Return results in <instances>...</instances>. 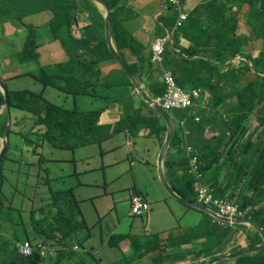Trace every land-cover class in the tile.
Masks as SVG:
<instances>
[{"label": "crops", "instance_id": "0c3cea01", "mask_svg": "<svg viewBox=\"0 0 264 264\" xmlns=\"http://www.w3.org/2000/svg\"><path fill=\"white\" fill-rule=\"evenodd\" d=\"M199 1L201 0H185V6L190 11ZM20 3L38 4L33 7L32 11L39 12L37 10L42 9L44 12L37 14L36 17H28L24 14L26 21L17 23L13 20L8 21L11 18L10 13L17 10L11 5V1L0 3V22H2L0 24V76L8 85L9 90L16 91L25 88L44 90L50 100L68 108L81 105L88 109L95 104H104L106 109L99 118V124L112 125L113 128L120 123L123 117H127V123L130 124L129 116H133L138 108L141 115L149 116L151 114L136 93L134 86L130 85L128 78L122 72L120 63L115 59H108L99 64L101 77L104 80V83H101V93L107 95L106 98L99 100L90 96L75 98L59 88L44 86L38 79L30 75L31 71L39 70L41 65L68 61L70 54L63 41L56 40L51 31L50 20L53 17V12L50 5L52 3H46L44 0H23ZM232 11L238 12L239 16L237 32L252 37L246 50L253 56H258L260 50L264 48V37L257 35L255 31L256 22L248 15V4H234ZM126 12L121 11L120 14L123 24L142 44L152 49V43L157 38H162L165 39V47L172 45L177 32L173 30L175 16L170 15L161 0H130ZM83 14L85 18H88V13ZM10 22H13V25H10ZM28 23H32L36 27L39 61L23 62L19 60L18 54L29 33ZM46 25H49L50 29ZM82 28L79 21L75 25V34L81 37ZM177 39L183 47L190 45V41L181 34L177 35ZM123 53L128 61L134 60L129 50H125ZM152 65L150 70L149 67H141L138 77H136L148 94H150L148 88L154 86V81H159L162 78L161 66L154 63ZM55 71L59 72L60 70L55 69ZM82 72H85V68ZM247 73L245 74L247 78H253V76H247ZM228 93L231 94V97L225 98L214 107L212 93L202 90L201 109L208 108L212 114L213 111H220L223 117L227 118V109H232V105L236 101L234 90L217 91L218 96ZM15 113H17L16 116ZM13 121L12 129L16 138L15 140L11 139L10 150L19 151L23 146V152L28 151V140L32 139L34 135L36 139L32 154L36 160L31 161L28 158V162L21 161L20 163L11 159V165L4 164L5 174H26L29 177L32 168H36L37 154L43 155L48 162L56 165L53 170L49 168L50 175L47 173L49 177H52V180L68 182L71 177L76 179L75 186L72 188L75 189L77 197L81 201L85 220L91 227L90 236L85 230V242L77 243L76 239L71 242L65 253L59 255V252L55 251L54 255L44 258L40 264H191L193 254L189 251L190 247L199 248L202 244L197 242H202L206 238L192 242L191 239L194 236H190V228L197 226L200 228V232H204L209 224V218L196 209L188 207L183 209L182 207L180 212L175 207L177 205L173 200L177 199L166 192L158 177L157 161L162 143L149 132L147 126L137 123L129 131L125 128L126 123H122L117 127V131L102 144H88L71 152L69 150L55 151L51 145L42 140V134L46 129L43 126L35 125V118L31 113L26 115L24 111L13 109ZM255 121L254 116H251L243 122V125L249 128L246 137L255 128L257 122L252 126ZM4 122L5 120L0 125V152L3 148L1 136H3ZM26 124H32L29 130L31 135L27 138L21 133ZM213 137L217 138L209 146L213 151H222L223 155L216 156L211 152L206 156V159L212 162V166L204 172V180L215 184L213 186L218 195L240 199L243 190L246 189L245 182L248 175L255 165L253 149L246 144L239 152L236 150L235 153L231 151L226 154L228 147L224 146L226 140H223V127L218 120H212L203 132L189 135L187 141L199 154H202L204 151L209 152L206 150V141ZM169 156L174 159L179 157V153L172 151ZM132 192L142 194L150 203V209L143 215L136 216L131 212L130 196ZM46 199L43 197L37 200V194H35L34 199L29 200L27 207L13 205L14 208L22 212L21 216L15 212L16 216L9 214L6 221H0V257L7 255L4 252L7 248H10L13 256L15 247L18 248V244L24 240L37 242L38 239H41L34 228L32 212H41L38 214V217H41L42 210L46 207L42 205H46ZM50 200L51 198L47 199L48 203ZM177 202L180 201L177 200ZM185 216L189 218L187 223L182 222ZM252 228L248 225L247 227L230 225L229 234L224 242L227 247L225 252H231L234 247L246 246L249 239L256 243L262 241L259 231ZM117 234L135 235L141 238L142 242H146L148 247L149 239L152 235H157L154 249H161L162 256L155 260L158 251H151L144 253L140 259L132 258L129 256L131 252L129 239L121 241L119 248L110 245L111 236ZM246 235H249L248 239ZM185 236H190L189 241L184 239ZM172 239H175L173 243L170 242ZM158 243L161 244V247L158 246ZM166 254H169L170 258ZM196 260H199L196 264H204L208 258L204 256Z\"/></svg>", "mask_w": 264, "mask_h": 264}, {"label": "trees", "instance_id": "16d2710c", "mask_svg": "<svg viewBox=\"0 0 264 264\" xmlns=\"http://www.w3.org/2000/svg\"><path fill=\"white\" fill-rule=\"evenodd\" d=\"M4 1L9 0H0V3ZM108 1L112 7L113 38L116 46L131 71L138 76L139 68L143 65L152 67V53L146 51L145 45L124 26L120 17L121 11L127 13L126 8L130 0ZM237 3L248 4V15L257 23L256 33L264 37V0H201L189 11L187 19L177 30L172 45L166 47L163 66L173 72L179 85L185 88L195 86L210 91L214 107L225 98L231 97L230 93L218 96V90L233 89L236 101H234L232 109H227V118H224L220 111H213L212 114L208 108H206L207 113L202 115L200 121L194 120V114L197 112L193 109L166 111L174 123V127L164 164L166 176L175 191L185 199L196 201L193 176L188 172V158L181 146L184 129L176 125V119L185 120V127L190 131L191 136L203 132L211 120H218L223 129L228 132V138L231 141V146L227 149L226 154L236 148L242 149L246 142L257 149L255 166L247 182L248 189L252 193L251 195L244 194L239 201L240 206L245 207L249 204L260 203L264 199V75H259V72L264 73V48L261 49L257 57H253L246 50L252 37L238 34L236 31L239 18L237 13L232 11V6ZM50 6L54 12V17L50 22L51 31L55 38H61L70 54V59L66 62L41 65L39 70L31 71L29 74L40 80L45 86L57 87L75 98L86 96L93 97L95 100L106 98L107 95L101 93V83H104V80L101 77L99 63L114 58V55L106 37L104 12L93 0H59ZM168 8L170 15L176 18L177 13L174 7L168 5ZM83 13H88L90 24L82 28V36L78 37L73 32V24L79 23V15ZM163 22L166 24L165 21ZM27 26L30 31L27 42L19 53V59L23 62L39 61V44L35 36L36 27L32 24ZM65 31L68 36L63 35ZM179 34L190 41L188 47L180 45L177 39ZM125 50H129L138 62L130 63L123 53ZM237 54L250 59L252 66L241 60L229 63V60ZM83 68H85V72H82ZM55 69L60 71L56 72ZM242 70L252 72L254 78L244 80L241 76ZM122 72L127 75L124 70ZM155 82L150 90L154 97H158L163 95L165 86L163 83ZM129 83L132 84L130 80ZM10 96L12 107L33 113L36 116V124L46 126L47 131L43 135L45 142L63 151H75L79 147L92 143L102 144L117 131V127L122 123H126L125 128L129 131L132 127L127 123V117H123L114 128L112 125L99 124V118L106 109L104 104L88 109H84L80 105L68 108L47 98L45 91L29 89L10 92ZM4 102V96L0 95V107ZM253 114L256 116L258 124L246 142L242 141L249 129L243 125V122ZM2 118L5 120L2 127L3 134H5L9 116L4 115ZM132 120L134 122L142 121V124L148 126L160 142L163 141L166 125L157 113L153 112L152 116L146 117L140 115V110L137 109ZM12 134L13 130L11 129L10 136ZM254 135L257 136V140L252 142L251 138ZM216 138L213 137L206 141V150L209 152L204 151L201 154L204 163L203 171L212 166V162H209L206 156L211 152L216 156L223 154L222 151H213L209 146ZM240 141L242 142L240 143ZM172 151L179 153V157L170 158L169 154ZM7 159L8 155L0 162L1 221L7 220L8 212L15 210L13 206L7 204L4 195L6 183L4 162ZM48 182L51 185L52 195V201L48 206L50 210L47 211L44 208L41 217H38V213L41 212H32L34 228L37 234L48 243L67 248L72 241L77 239L81 231L86 230L90 236L91 229L83 216L74 188L56 190L53 188V181L48 179ZM202 213L209 218V224L204 233L206 239L199 248L190 247L189 251L193 254L191 264H196V259L202 256L208 258L204 263L208 264L216 255L225 253L227 248L224 242L229 234L230 224L227 222L219 224L220 222L214 221L207 212L202 211ZM251 220L264 227L263 209L256 210ZM198 231L197 226L192 227L190 236L199 234ZM190 236H185L184 239L187 241ZM115 237H112L111 245H114ZM116 239L119 242L130 239L134 250L145 248L146 251H151L154 250L157 235H152L149 239V247L147 243L142 245L138 238L130 234L119 235ZM173 240L175 239H172L171 242ZM191 240L193 241L194 238ZM153 241L154 244H152ZM252 244L254 242L251 241L247 246ZM158 246L161 247V244L158 243ZM241 248L240 246L234 247L232 252ZM159 250L162 252L161 249ZM63 253H65L64 250L59 251V255ZM131 256L134 258L137 256L138 259L141 257L135 252ZM166 256L170 258L169 254ZM13 259L17 264H38L42 260V256L37 253L33 257L25 258L18 253L15 247ZM215 264H264V249L245 253L236 258L224 259Z\"/></svg>", "mask_w": 264, "mask_h": 264}, {"label": "clouds", "instance_id": "9594fccd", "mask_svg": "<svg viewBox=\"0 0 264 264\" xmlns=\"http://www.w3.org/2000/svg\"><path fill=\"white\" fill-rule=\"evenodd\" d=\"M10 1V0H9ZM162 2H163V5L165 6V8L167 9V10H169V8H168V5H171V6H173L174 7V9L176 10V13H177V16H176V18H175V24H174V28H173V30L174 31H177L181 26H182V24L184 23V21L187 19V17H188V13H189V11H188V9L186 8V6H185V0H180V6L179 7H177L175 4H173L172 2H170L169 0H161ZM5 2V1H4ZM95 2V1H94ZM96 3V2H95ZM97 5H98V3H96ZM99 6V5H98ZM100 7V6H99ZM52 9V8H51ZM100 9L104 12V16H105V11H104V9L102 8V7H100ZM181 12L182 13H186L187 14V16H186V18L185 19H183L182 20V24L181 25H177V22H178V20H179V18H180V14H181ZM237 15H238V12H237ZM80 16V15H79ZM53 17H54V12H53ZM238 18H239V16H238ZM89 20H90V18H88ZM238 23H239V20H238ZM28 24H32V23H28ZM27 24V25H28ZM90 24V23H89ZM257 24V23H256ZM32 25H34V24H32ZM35 26V25H34ZM28 27V26H27ZM28 29H29V27H28ZM256 26H255V31H256ZM29 31H30V29H29ZM237 31V30H236ZM238 33V32H237ZM239 34V33H238ZM28 35H29V33H28ZM28 35H27V38H28ZM35 36H36V34H35ZM54 36V35H53ZM107 37V36H106ZM27 38H26V41H25V43H24V46H25V44H26V42H27ZM137 38V37H136ZM36 40H37V38H36ZM158 40H162L163 41V49L159 52V58H155V55H156V48H155V46H154V44H156L157 42H158ZM115 41V40H114ZM37 42H38V40H37ZM39 44V43H38ZM109 44V43H108ZM115 45H116V43H115ZM24 46H23V48H24ZM110 47V46H109ZM117 47V46H116ZM145 47H146V51H148V52H151L152 53V56H151V59H152V62L151 63H154V64H158L159 66H161V70H162V78H161V80H159V81H157L158 83H163L164 84V86H165V90H164V93H163V95H161V96H158V97H154L153 95H152V93H151V90H150V88H148V90L150 91V94H148L145 90H144V88L142 87V85H141V87H142V89L149 95V96H151L153 99H155L156 101H157V103L158 104H160L161 105V107L164 109V111L166 112V111H172V110H175V109H193L194 111H196L197 113H195L194 114V120L195 121H200V119H201V117H202V115L203 114H206L207 113V111H206V109H201V103H200V97H201V92H202V88H200V87H195V86H192V87H190V88H185V87H183V86H181V85H179L178 83H177V81H176V78H175V76H174V74H173V72L172 71H170V70H167V69H165V67L163 66V56H164V52H165V50H166V47H165V39H162V38H157L153 43H152V46H151V48L152 49H150V47L149 46H147V45H145ZM23 48L21 49V51L23 50ZM39 48V47H38ZM118 49V48H117ZM20 51V52H21ZM119 51V50H118ZM261 51V50H260ZM19 52V53H20ZM120 52V51H119ZM121 53V52H120ZM249 53H251V52H249ZM260 53V52H259ZM252 54V53H251ZM238 55H241V54H237L236 56H238ZM259 55V54H258ZM18 56H19V54H18ZM122 56V55H121ZM236 56L235 57H233V58H236ZM242 56H244V55H242ZM253 56V55H252ZM133 57H134V60L133 61H129L130 63H132V64H134V63H137L138 61H137V59H136V57L133 55ZM244 57H246V56H244ZM253 57H257V56H253ZM122 58H123V56H122ZM232 58V59H233ZM247 58V57H246ZM40 59V58H39ZM112 59H115V60H117L115 57L114 58H112ZM124 59V58H123ZM232 59H230L229 60V63H232V62H236V61H239V59L240 60H243L246 64H249L250 66H252V62L250 61V59H248L247 58V60H245L244 58H241V57H238V58H236L234 61H231ZM20 60V59H19ZM108 60V59H107ZM29 61H31V60H29ZM103 61H105V60H103ZM103 61H101V62H103ZM118 61V60H117ZM125 61V60H124ZM25 62V61H24ZM66 62V61H65ZM100 62V63H101ZM119 62V61H118ZM126 62V61H125ZM99 63V64H100ZM51 64H53V63H51ZM126 64L128 65V63L126 62ZM48 65V64H47ZM121 65V64H120ZM155 66V65H154ZM100 67V66H99ZM129 67V66H128ZM142 67H144V68H146V67H148V65H143ZM152 67H153V65H152ZM158 67V66H157ZM150 68L151 67H149V70H150ZM140 69V68H139ZM121 70H124L123 68H121ZM131 70V69H130ZM125 71V70H124ZM247 72H250V71H244V70H242L241 71V76H242V78L244 79V80H247V79H252V78H247L246 77V73ZM125 73H126V71H125ZM133 73V72H132ZM167 73H170L172 76H173V78H174V80H175V84L178 86V87H180L184 92H186V93H191L192 94V92H193V90H198L199 92H198V95L197 96H193L192 95V97H191V102L189 103V104H187V105H169V104H167L166 103V101H165V97H166V93H167V87H168V85H167V82H166V79H165V75L167 74ZM252 73V72H251ZM127 74V73H126ZM134 74V73H133ZM259 75H264V73H261V72H259ZM134 76H135V78L136 77H138L137 75H135L134 74ZM126 77L131 81V79H130V77L128 76V74L126 75ZM35 78V77H34ZM253 78H254V74H253ZM137 79V78H136ZM40 81V80H39ZM137 81H138V79H137ZM0 82L1 83H3L4 82V84L6 85V83H5V81H3L2 79H1V76H0ZM41 82V81H40ZM132 82V81H131ZM139 82V81H138ZM155 82V81H154ZM42 83V82H41ZM156 83V82H155ZM43 84V83H42ZM44 85V84H43ZM131 86H134V88H135V91H136V93L138 94V96L141 98V100H142V102L148 107V109L150 110V115L149 116H146V117H150V116H152L153 115V112H155V113H157L155 110H153V109H151L148 105H147V103L145 102V100L141 97V95L139 94V92L137 91V89H136V87H135V85L133 84V82H132V84H130ZM45 86V85H44ZM6 87L8 88V85H6ZM57 88V87H56ZM25 89H27V88H25ZM58 89V88H57ZM20 90H24V89H20ZM29 90H33V89H29ZM0 95H3L4 96V98H5V94H4V92L1 90V85H0ZM8 91H9V95H10V92H17V91H19V90H16V91H11V90H9V88H8ZM33 91H37V90H33ZM39 91H44V90H39ZM46 95V94H45ZM70 95V94H69ZM235 97V96H234ZM48 98V97H47ZM235 99H236V97H235ZM58 104V103H57ZM61 105V104H60ZM95 105H101V104H95ZM94 105V106H95ZM81 106V105H80ZM10 107H11V113H9V110H8V106L6 105V98H5V102H4V104L0 107V125H1V123L3 122V120H4V118H2L1 119V117L2 116H4V115H8L9 116V121H8V125H7V130H8V128L10 127V130L12 129V127H13V125H14V121H13V109H15V110H21V109H17V108H14V107H12V105H11V96H10ZM83 107V106H82ZM93 107V106H92ZM91 108V107H90ZM85 109V108H84ZM139 109V108H138ZM140 110V109H139ZM21 111H24V112H27V113H31V112H28V111H25V110H21ZM32 115H33V117L35 118V125L36 126H43V127H45V129H46V131H47V128H46V126H44V125H37L36 124V116L33 114V113H31ZM158 114V113H157ZM166 114H167V112H166ZM140 115H141V112H140ZM159 115V114H158ZM142 116H145V115H142ZM160 116V115H159ZM251 116H254V118H255V120H256V116L253 114V115H251ZM250 116V117H251ZM135 117V113H134V115L133 116H129V122H130V124H131V126L132 127H134L135 125H137V123L138 124H140V125H143L142 124V121H140V120H137V121H133L132 120V118H134ZM161 117V116H160ZM167 117H168V115H167ZM249 117V118H250ZM162 118V117H161ZM169 118V117H168ZM163 119V118H162ZM169 120H170V118H169ZM163 121H164V119H163ZM212 121V120H211ZM210 121V122H211ZM11 122V123H10ZM165 122V121H164ZM170 122H171V125H172V134H173V127H174V123L170 120ZM210 122L207 124V125H209L210 124ZM256 122H257V120H256ZM257 124H258V122H257ZM256 124V125H257ZM165 125H166V122H165ZM176 125L177 126H179L180 128H183L184 129V137H183V142H182V147H183V149L185 150V153H186V156H187V158H188V172L193 176V187H194V191H195V193H196V201H192V202H196V203H199V204H201V205H204L205 207H208V208H210V209H212L213 211H215L219 216H222V217H226V218H228V219H230L231 221H224V220H221V219H219V218H217V217H215V216H213V215H211L210 213H208V214H210L212 217H213V219H214V221L216 220L217 222H220L219 224H222V223H224V222H227V223H229L230 225H232V224H236V225H240L241 227H247V225H248V227H253L251 224H250V221H252L251 220V217H252V215H253V213L256 211V210H259V209H263V211H264V199L260 202V203H257V204H249V205H247V206H245V207H242V206H240V204H239V201H240V199H241V197L244 195V194H247V192H250V194H247V195H251V190H249L248 189V186H247V182H248V179H249V177H250V175H251V171H250V173H249V175H248V178H247V180H246V182H245V184H246V189H244L243 191V195L240 197V199H233V198H231V197H229V196H226V195H218L217 194V192H216V190H215V187L213 186V185H215V184H210V183H208V182H206L205 180H204V172L205 171H203L202 170V167H203V165H204V163H203V161H202V159H201V154H199L195 149H194V147L191 145V144H189L188 143V141H187V137L190 135V131L185 127L186 125H185V120L184 119H180V120H177L176 119ZM143 126H145V125H143ZM256 127V126H255ZM147 128L149 129V127L147 126ZM7 130L5 131V134H3V136H1V140H2V143H3V139H5L6 138V132H7ZM10 130H9V136H8V143H9V149H8V153H7V155L9 154V152L11 151L10 150V142H11V139H12V135L14 134V130H13V134L10 136ZM254 130V129H253ZM46 131L42 134V140H44L43 139V135L46 133ZM149 132L152 134V132L150 131V129H149ZM166 132H167V125H166ZM166 132H165V136H166ZM21 133H23L24 134V136L27 138V137H29L30 135H31V133H30V131H27L26 133H24V132H21ZM251 134V133H250ZM249 134V135H250ZM152 135H154V134H152ZM249 135L246 137V134H245V136H244V141L246 142V140H247V138L249 137ZM154 136H156V135H154ZM165 136H164V139H163V141L161 142L162 144H163V142H164V140H165ZM157 137V136H156ZM246 137V138H245ZM158 138V137H157ZM171 138H172V135H171ZM159 139V138H158ZM252 142H255L256 140H257V136L256 135H254V136H252ZM223 140H226V142L224 143V146H225V144H226V146L225 147H230L231 146V141L229 140V138H228V132H226V130L225 129H223ZM45 141V140H44ZM242 141H243V139H242ZM170 142H171V139H170ZM170 142H169V145H168V147H167V149H166V152H165V156H164V162H165V158H166V156H167V150H168V148H169V146H170ZM93 144V143H92ZM97 144V143H96ZM247 144V143H246ZM37 145V144H36ZM50 145V144H49ZM162 146V145H161ZM247 146H250L252 149H253V155H254V158H255V161H256V158H257V149H256V147L255 146H253L252 144H249L248 143V145ZM40 147V146H39ZM161 149V148H160ZM77 150V149H76ZM75 150V151H76ZM237 150V152H239L240 151V149H236ZM236 150H233V152L235 153L236 152ZM70 151V150H69ZM232 151V150H231ZM72 152V151H71ZM74 152V151H73ZM160 152V151H159ZM227 152V151H226ZM7 155H6V157H7ZM223 155V154H222ZM5 157V158H6ZM37 157H38V159H37V161L35 162V166L37 167V168H39V169H44V167H42V164H44V165H47L49 162L46 160V158L43 156V155H41V154H37ZM159 157V156H158ZM4 158V159H5ZM3 159V160H4ZM3 160H1V161H3ZM8 160V159H7ZM6 160V161H7ZM0 161V162H1ZM5 161V162H6ZM4 162V163H5ZM5 166V165H4ZM157 166H158V161H157ZM255 166V165H254ZM254 168V167H253ZM252 168V169H253ZM5 170V169H4ZM47 172H48V174L50 175V173H49V168L47 167L46 169H45ZM164 171H165V164H164ZM165 174H166V171H165ZM6 175V174H5ZM158 177H159V179H160V176H159V173H158ZM167 177V176H166ZM48 179H50V180H52V178L51 177H47L46 179H45V182H47L49 185H50V182H48ZM168 179V178H167ZM53 181V185H54V180H52ZM160 181H161V179H160ZM168 182H169V180H168ZM162 183V182H161ZM170 183V182H169ZM6 184V183H5ZM171 185V184H170ZM55 186V185H54ZM54 186H53V188H54ZM164 186V185H163ZM171 187H172V185H171ZM4 188H5V186H4ZM50 188H51V185H50ZM173 188V187H172ZM166 189V188H165ZM174 189V188H173ZM57 190V189H56ZM75 190V189H74ZM174 191H175V189H174ZM168 192V191H167ZM176 192V191H175ZM50 193H51V189H50ZM169 193V192H168ZM177 193V192H176ZM75 194H76V191H75ZM172 197H174L171 193H169ZM178 194V193H177ZM207 194H211L212 195V197H213V199H222V200H225V201H227V202H229V203H231V204H233V205H235L236 207H237V209H238V213L237 214H235V215H228V214H223L221 211H220V208H219V206H217L215 203H213V202H211V201H206L205 200V196L207 195ZM4 195H5V193H4ZM179 195V194H178ZM76 196H77V194H76ZM6 197V196H5ZM135 197H139V198H141V200L144 202V203H146L147 204V208H144L141 212H135L134 210H133V207H134V198ZM78 198V197H77ZM175 199H177L176 197H174ZM183 198V197H182ZM185 199V198H184ZM6 200H7V204L8 205H10V206H12V202H10L8 199H7V197H6ZM78 200H79V198H78ZM178 201H180L179 199H177ZM186 200H188V199H186ZM51 201H52V195H51ZM80 201V200H79ZM188 201H190V200H188ZM182 204H184L185 206H187L188 208H191V209H196V210H198V211H200V209H197V208H194V207H191V206H189V205H187V204H185V203H183L182 201H180ZM51 203V202H50ZM50 203L45 207L46 209H47V211H49L50 210V208L48 207L49 205H50ZM80 206H81V201H80ZM130 208H131V212H132V214L133 215H136V216H140V215H143L144 213H146V211H148L149 209H150V203H149V201L148 200H146L145 199V197L142 195V194H140V193H136V192H132L131 193V196H130ZM81 209H82V207H81ZM203 210H201V212H202ZM15 212H17V215H22V212L21 211H19V210H17L16 208H15V210L13 211V212H8V214H11L12 216H16L15 215ZM33 212H37V211H33ZM82 212H83V210H82ZM204 212H206V211H204ZM239 212H241V214L239 213ZM39 214V213H38ZM20 215V216H21ZM83 216H84V213H83ZM84 218H85V216H84ZM233 219H244L245 221L243 222V223H235V222H232V220ZM1 221V220H0ZM6 221V220H5ZM252 222H254V221H252ZM256 223V222H255ZM247 224V225H246ZM257 225H259L260 227H261V229H263L264 230V227L263 226H261L260 224H258V223H256ZM1 225V224H0ZM193 227H195V226H193ZM192 228V227H191ZM190 228V229H191ZM253 228H255V227H253ZM252 228V229H253ZM90 229H91V227H90ZM256 229V228H255ZM256 230H258V229H256ZM259 231V230H258ZM198 233L199 234H196V235H194V240H198V239H201V238H205V231L204 232H200V228H199V231H198ZM259 233H260V231H259ZM119 235H125V234H117V235H113V236H116L115 238H114V245H111V241H112V237L113 236H111V238H110V245L112 246V247H115L116 245H118L117 247H115V248H119L120 247V243L121 242H119V240H117L116 238L119 236ZM131 235V234H130ZM260 235H261V233H260ZM132 236H134V237H136V238H138L137 236H135V235H132ZM247 236V239L249 238V235H246ZM262 236V235H261ZM39 238H41V237H39ZM139 239V241H140V243L143 245V244H145L146 242H142L141 241V238H138ZM124 240H127V239H124ZM123 241V240H122ZM187 241H189V240H187ZM254 242V244H252V245H250V246H247V244L248 243H250V242ZM129 244H130V253H129V256H131V254H133L134 252L135 253H137V254H140L141 256L144 254V253H146V252H151V251H158L157 252V255H156V257H155V260H158L161 256H162V253H161V251L159 250V249H154V250H151V251H146L145 250V248H138L137 250H134L133 249V247H132V245H131V241H130V239H129ZM171 242V241H170ZM193 242V241H192ZM27 243H29L30 244V246L32 247V249H33V252L31 253V254H26L25 252H24V247L26 246V244ZM171 243H173V242H171ZM198 244H203L204 243V241H202V242H197ZM248 243L246 244V246H244V247H242L241 249H243V248H246V247H251V246H255V245H260L261 243H262V241H260L259 243H256V241H253V240H251V239H249V241H248ZM176 244V243H175ZM192 244V243H191ZM17 248V247H16ZM76 248H78V247H76ZM66 249H68V247L67 248H63V247H60V246H54L52 243H48L45 239H43V238H41V239H38V241L37 242H33V241H31V240H24V241H22V242H20L19 244H18V248H17V251H18V253L21 255V256H23V257H25V258H30V257H33V256H35L37 253H40V255L42 256V260L38 263V264H40L41 262H43L44 261V258H47L49 255H54L55 254V251L58 253L60 250H66ZM241 249H239V250H241ZM264 249V248H263ZM263 249H261V250H263ZM239 250H237V251H239ZM237 251H234V252H237ZM256 251H258V250H256ZM4 252L7 254L6 256H1L0 257V264H17V263H15L14 262V259H13V256H12V254H11V251H10V248H7L6 250H4ZM234 252H229V253H223V254H218V255H225V254H231V253H234ZM252 252H255V251H252ZM252 252H246V253H252ZM243 254H245V253H243ZM240 255H242V254H240ZM217 256V255H216ZM215 256V257H216ZM132 258H134L133 256H131ZM135 257H137V256H135ZM202 257H204V256H202ZM214 257V258H215ZM154 258V257H153ZM201 258V257H200ZM213 258V259H214ZM236 258V257H235ZM225 259H232V258H225ZM212 260V259H211ZM210 260V261H211ZM222 260H224V259H222ZM5 261H7L8 263H6ZM193 261V258H192V256H191V262ZM209 261V262H210ZM221 261V260H220ZM196 262H199V260H196ZM209 262H208V264H209ZM219 262V261H218ZM217 263V262H216Z\"/></svg>", "mask_w": 264, "mask_h": 264}, {"label": "rangeland", "instance_id": "374dc122", "mask_svg": "<svg viewBox=\"0 0 264 264\" xmlns=\"http://www.w3.org/2000/svg\"><path fill=\"white\" fill-rule=\"evenodd\" d=\"M11 1V5L13 7H15L17 10H13L10 13L11 18L8 20H13L14 22L17 23H21L23 21H26V19L24 18V14L25 16L28 17H36L37 14H41L44 12V10L39 9L37 11L39 12H33L32 9L34 6L38 5V4H34V3H26V5L24 3H20L23 0H10ZM46 3H56L59 0H44ZM53 12V10H52ZM53 18V17H52ZM51 18V20H52ZM50 20V22H51ZM79 21L82 24V27H85L86 25H88L90 23V20L88 18L84 17V14H80L79 16ZM0 24H2V22H0ZM10 25H13V22L9 23ZM78 24V23H77ZM75 25L73 24V32L75 34ZM48 29L49 25H46ZM80 26V25H79ZM64 36H68L67 32L65 31ZM76 36L80 37L78 34H75ZM60 40L61 38H56V40ZM247 76H253V73L248 72ZM54 87V86H51ZM56 88V87H55ZM26 115H29L27 112H25ZM17 115V113H15V116ZM256 121L252 123V126L255 125ZM32 124H26L23 128V132L26 133L27 131L30 130ZM15 135H12V139L15 140ZM35 139L36 137L33 135L32 139L28 140L29 144L27 146L28 151L23 152V146L20 147L19 151H13L11 150L8 154V160L4 163L5 165L10 164L11 165V159L19 161L21 163V161L28 162V158H30L31 161L36 160V157L32 154V148L34 147L35 144ZM55 151H63L60 149H56V148H52ZM42 167H44V169H39V168H32L31 170V174L29 175V177L26 174H22V175H18L16 174H12V173H6V186L4 188V193L5 196L7 197V199L12 202V206H17V207H27V205L29 204V200L30 199H34V195L37 194V200H39L40 198L46 197L48 200L51 198V193H50V185L45 182V179L48 177V172L45 170L47 167L51 168L53 170V168H56V165L52 162H49L47 165L42 164ZM51 177V176H50ZM52 178V177H51ZM160 180V179H159ZM75 181L76 179L71 177L70 180L68 182H58V181H54V189L57 190H63V189H69L72 188L73 186H75ZM161 183V181H160ZM162 187L163 184L161 183ZM36 187V188H34ZM165 189V187H164ZM166 190V189H165ZM167 192V190H166ZM168 193V192H167ZM169 194V193H168ZM46 199L45 204L46 205H42V206H47L50 202L48 203ZM172 199V198H171ZM175 201L176 205L175 206L180 212L182 211V207L184 209L185 206L184 204H182L181 202H177V200H173ZM48 203V204H47ZM13 206V207H14ZM37 206V204H36ZM85 209L86 206H85ZM182 217V216H181ZM187 223L189 221V218L187 216H185L182 220V222ZM126 231V230H125ZM85 236H86V231H81L78 236H77V243H83L85 242Z\"/></svg>", "mask_w": 264, "mask_h": 264}, {"label": "water", "instance_id": "95a60500", "mask_svg": "<svg viewBox=\"0 0 264 264\" xmlns=\"http://www.w3.org/2000/svg\"><path fill=\"white\" fill-rule=\"evenodd\" d=\"M96 3H98V5L100 7H102L105 11V22H106V36H107V40L110 46V49L114 55V57L119 61V63L121 64V67L126 71V73L128 74V76L130 77L131 81L133 82V84L135 85L137 91L139 92V94L141 95V97L145 100V102L147 103V105L155 110L166 122L167 125V132H166V136H165V140L161 146L160 152H159V157H158V173L161 179L162 184L164 185V187L166 188V190L171 193L174 197H176L177 199H179L180 201H182L183 203L206 211L208 213H210L211 215L224 220V221H231L230 219L226 218V217H222L219 216L215 211H213L212 209L205 207L204 205H201L199 203L196 202H192V201H188L184 198H182L180 195H178L174 189L171 187L170 183L168 182V179L166 177L165 171H164V156H165V152L166 149L169 145L170 139H171V135H172V125L171 122L169 120V118L167 117L166 112L164 111V109L161 107L160 104L157 103V101L155 99H153L151 96H149L141 87V85L139 84V82L137 81V79L135 78L134 74L132 73V71L130 70V68L128 67V65L126 64V62L124 61V59L121 56V53L118 51L116 45H115V41L113 38V23H112V7L109 3L108 0H93ZM241 57L244 58L245 60H247L246 57L242 56V55H238L236 56V58ZM236 58H233L231 61H234ZM1 85V90L4 92L5 94V98H6V105L8 106V110L9 113H11V107H10V95H9V91L8 88L6 87V85L0 82ZM11 123V122H10ZM9 130L10 127L8 128L7 132H6V138L3 139V148L0 152V161L3 160L7 153H8V149H9V143H8V136H9ZM245 220L244 219H233L232 222L235 223H243ZM250 224L255 227L256 229H258L262 235V243L260 245H255V246H251V247H246L243 248L237 252L231 253V254H225V255H217L214 259H212L209 264H215L216 262L225 259V258H235L237 256H239L240 254L246 253V252H252V251H256V250H261L264 248V230L261 229V227L259 225H257L255 222L250 221Z\"/></svg>", "mask_w": 264, "mask_h": 264}, {"label": "built area", "instance_id": "2783aa9c", "mask_svg": "<svg viewBox=\"0 0 264 264\" xmlns=\"http://www.w3.org/2000/svg\"><path fill=\"white\" fill-rule=\"evenodd\" d=\"M170 2H172L173 4H175L177 7L180 6V0H169ZM187 16L186 13H182L180 14V18L177 22V25H181L182 24V20L185 19ZM155 48H156V55L155 58H159V52L163 49V41L162 40H158V42L156 44H154ZM165 79L167 82V93H166V97H165V101L167 104L169 105H187L191 102V97L193 96H197L198 95V90H193L192 94L191 93H186L184 92L180 87H178L175 84V80L173 78V76L170 73H167L165 75ZM205 200L206 201H211L213 203H215L217 206H219L220 211L223 214H228V215H235L238 213V209L235 205L222 200V199H213L211 194H207L205 196ZM144 208H147V204L144 203L141 198L139 197H135L134 198V207L133 210L135 212H141ZM241 214V212H239ZM24 252L26 254H31L33 252L32 247L30 246L29 243L26 244V246L24 247Z\"/></svg>", "mask_w": 264, "mask_h": 264}]
</instances>
